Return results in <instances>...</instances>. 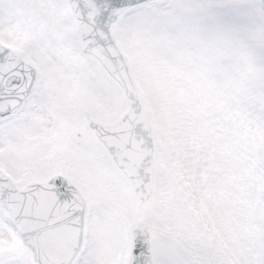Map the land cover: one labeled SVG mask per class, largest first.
I'll return each mask as SVG.
<instances>
[{
  "label": "snow or ice",
  "instance_id": "snow-or-ice-1",
  "mask_svg": "<svg viewBox=\"0 0 264 264\" xmlns=\"http://www.w3.org/2000/svg\"><path fill=\"white\" fill-rule=\"evenodd\" d=\"M0 264H264V0H0Z\"/></svg>",
  "mask_w": 264,
  "mask_h": 264
}]
</instances>
